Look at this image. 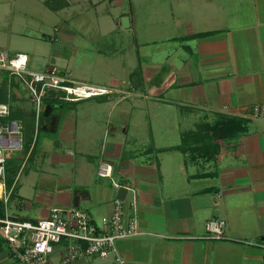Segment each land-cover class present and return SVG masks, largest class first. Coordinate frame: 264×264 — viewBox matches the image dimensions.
Returning a JSON list of instances; mask_svg holds the SVG:
<instances>
[{"label":"crops","instance_id":"0c3cea01","mask_svg":"<svg viewBox=\"0 0 264 264\" xmlns=\"http://www.w3.org/2000/svg\"><path fill=\"white\" fill-rule=\"evenodd\" d=\"M126 17L131 28L134 17ZM146 19L151 43L169 51L146 54L137 38L124 76L99 84L115 92L75 101H86L89 112L53 113L67 101L51 108L29 154L39 159L34 169L56 168L59 180L54 189H35L26 211L11 199L15 190L23 195L13 179L6 203L14 208L6 212L36 221L77 197V207L99 221L117 197L112 179L97 173L108 162L115 182L136 189L139 227L149 234L117 242L122 262L110 254L71 264H264V118L250 114L264 104V0L156 1ZM222 119L239 120L242 130L217 141L215 156L184 142ZM211 218L225 220L224 238H207Z\"/></svg>","mask_w":264,"mask_h":264},{"label":"rangeland","instance_id":"374dc122","mask_svg":"<svg viewBox=\"0 0 264 264\" xmlns=\"http://www.w3.org/2000/svg\"><path fill=\"white\" fill-rule=\"evenodd\" d=\"M45 1L0 0V50L10 54L26 53L29 70L43 71L46 66L54 65L59 75L69 82L103 84L111 74L124 76L126 66L136 61L130 50L137 38L140 44L143 43L141 51L146 54H152L158 48H164L165 51L171 48L169 45L156 46L151 43L154 28L151 27V21L146 19L152 12L153 3L165 0H67L68 3L64 0H51L55 9L47 6ZM126 14L134 17L131 28L121 24ZM15 80L10 81L5 72L0 70L1 97L10 102L11 111L13 109L16 113L15 119L21 123L24 132L29 117L27 114L23 118L22 113L34 109L29 94ZM85 103H65L60 108H54L53 113L58 110L65 113L89 112ZM43 137L44 132L41 130L39 141H34L32 150L39 148ZM33 154L26 155L22 149L9 153L11 166L5 178L8 192L12 184L7 183L8 180L15 179L14 182L18 183L16 189L23 186L22 197L15 190L11 199L26 211L36 204L34 194L38 192L35 189H54L59 180L56 168L53 171L34 169L33 165L39 159L34 160ZM9 205L14 208L10 200L5 204V210H11ZM6 248L0 253V264H18L9 257ZM53 257H57V251Z\"/></svg>","mask_w":264,"mask_h":264},{"label":"built area","instance_id":"2783aa9c","mask_svg":"<svg viewBox=\"0 0 264 264\" xmlns=\"http://www.w3.org/2000/svg\"><path fill=\"white\" fill-rule=\"evenodd\" d=\"M28 56L23 52L10 54L0 50V70L15 77L29 94L35 112L36 129L46 98L75 102L110 95L115 92L93 83H73L59 75L57 67L51 65L43 71L28 69ZM255 118H264V104H255L250 109ZM10 102H0V185L7 202L6 165L8 154L22 149L23 128L17 119H9ZM29 154V153H28ZM27 154V155H28ZM97 173L112 179L115 189L126 188L123 199L115 198L111 210L99 221L77 206L52 207L46 217L36 221L18 220L5 212L0 217V236L8 247L10 256L19 264H71L85 257L105 258L110 254L115 261L122 262L117 253V242L144 234L139 227L136 189L113 180V166L102 162ZM130 209L128 214L126 209ZM226 222L222 218H211L206 222L207 238H224ZM55 245L59 251L54 258Z\"/></svg>","mask_w":264,"mask_h":264},{"label":"trees","instance_id":"16d2710c","mask_svg":"<svg viewBox=\"0 0 264 264\" xmlns=\"http://www.w3.org/2000/svg\"><path fill=\"white\" fill-rule=\"evenodd\" d=\"M45 4L49 6L50 8L55 9L54 5L52 4L51 0L45 1ZM5 72V71H4ZM6 76L9 78L10 81L15 80V77H9L8 73L5 72ZM16 81V80H15ZM0 91V102H4L5 100L2 99ZM7 101V100H6ZM64 101L59 100L57 98H46L44 100V109L47 105H49L51 108H54L57 104H62ZM43 111L40 114L39 121H38V127L35 130V112L34 110H31L23 114V118L26 117L28 114L29 119L26 121V130L23 132L22 135V151L26 152V155L32 151L33 144L36 142V135L38 132L41 131L40 127V120L43 117ZM16 113H14L13 109L11 111L10 106V116L9 119H15ZM242 130V124L239 120L235 119H222L220 121H216L212 124H203L200 126V129H198L196 132L192 134H187L186 137H184V142H188V140L191 141L192 147L191 150L193 152H197L198 155L205 156L206 158L212 157L215 153H217L218 148L216 147V143L219 140H227L233 138L238 132ZM35 141V142H34ZM189 148V147H187ZM11 159L8 158L7 165H6V173H8L9 169V161ZM11 181H7V183L11 184ZM5 203L2 199H0V217H3L5 214ZM4 243L3 239L0 236V247Z\"/></svg>","mask_w":264,"mask_h":264},{"label":"water","instance_id":"95a60500","mask_svg":"<svg viewBox=\"0 0 264 264\" xmlns=\"http://www.w3.org/2000/svg\"><path fill=\"white\" fill-rule=\"evenodd\" d=\"M121 24L123 27H128L129 26V18L124 16L121 19ZM132 85L133 86H137L138 85V77L137 76H133L132 77ZM51 110V107L49 105H47L44 109L43 112V118L46 119L49 112ZM43 129L45 130L46 127H43ZM126 194V188L125 187H119V189H117V198L123 199L125 197ZM74 206H78V199L77 197H75L74 199ZM25 264V263H24Z\"/></svg>","mask_w":264,"mask_h":264},{"label":"bare ground","instance_id":"6f19581e","mask_svg":"<svg viewBox=\"0 0 264 264\" xmlns=\"http://www.w3.org/2000/svg\"><path fill=\"white\" fill-rule=\"evenodd\" d=\"M2 187H1V185H0V197L2 196Z\"/></svg>","mask_w":264,"mask_h":264}]
</instances>
